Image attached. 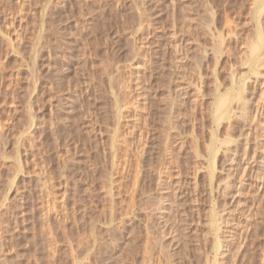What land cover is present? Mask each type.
Wrapping results in <instances>:
<instances>
[{
  "label": "rangeland",
  "instance_id": "rangeland-1",
  "mask_svg": "<svg viewBox=\"0 0 264 264\" xmlns=\"http://www.w3.org/2000/svg\"><path fill=\"white\" fill-rule=\"evenodd\" d=\"M257 1L0 0V264H264Z\"/></svg>",
  "mask_w": 264,
  "mask_h": 264
},
{
  "label": "bare ground",
  "instance_id": "bare-ground-1",
  "mask_svg": "<svg viewBox=\"0 0 264 264\" xmlns=\"http://www.w3.org/2000/svg\"><path fill=\"white\" fill-rule=\"evenodd\" d=\"M257 1V0H256ZM261 2V5H260V10H264V0H260ZM258 2V1H257ZM258 12V14H259V9L257 10ZM264 12V11H263ZM263 12L261 13V11H260V13L261 14H263ZM212 14V13H211ZM256 15V17L258 16V17H261V16H264V15H261L260 14V16L259 15ZM263 18V17H262ZM259 19V18H258ZM260 20V19H259ZM259 20H257V21H259ZM264 20V19H263ZM257 23H259V25H260V23H261V20H260V22H257ZM262 25H263V22H262ZM261 26V25H260ZM263 28V27H262ZM262 28H260V29H258V34H257V39L255 40L256 42L253 44V43H251V44H253V45H251L250 44V46H251V48H250V53H249V56H248V58H249V61H247V59H246V62H248V63H250L251 64V68H254L255 69V67H252V65H256V64H258L259 63V61H260V63H261V60H263L264 58H263V56L260 58L259 57V52H260V50L264 47H262V44H263V39H262ZM262 51V50H261ZM263 52V51H262ZM262 54V53H261ZM245 58H247L246 57V55H245ZM244 58V59H245ZM263 58V59H262ZM247 64V63H246ZM249 64V65H250ZM259 68V67H258ZM253 71H255V70H252V72ZM254 73V72H253ZM258 73H260V72H257V71H255V74H258ZM255 82V81H254ZM241 86V85H240ZM243 86H245V85H243ZM249 86V85H248ZM254 86L256 87V85L254 84ZM242 88V87H241ZM245 88V87H244ZM247 88V87H246ZM236 89V88H235ZM248 89V88H247ZM247 89H242V90H240V91H238L235 95H236V97L237 98H239L240 100L239 101H241L240 103L241 104H243V108H241L242 109V113H243V111H245L244 113L245 114H247V113H249V111H250V108H249V105L250 104H248V96H246V94H247V92L245 93V90H247ZM249 90V89H248ZM263 91H262V93H261V95H262V97L264 98V96H263V94H264V88L262 89ZM235 91V90H234ZM233 91V92H234ZM254 91V90H253ZM230 92V91H229ZM232 92V91H231ZM234 93H232V95H233ZM178 96H179V94H178ZM220 97V96H219ZM226 97V98H225ZM250 97V96H249ZM261 97V96H260ZM177 98H179V97H177ZM223 98V97H222ZM225 98V99H224ZM224 98H223V100L221 99V101H220V104L218 103L217 105H219L218 106V110H217V113L219 114V116H218V120L220 121L221 120V118H223V117H225V116H227V115H230V111H232L231 110V108H230V99H231V97L229 98L228 97V95L226 96H224ZM234 98V97H233ZM247 98V99H246ZM254 99V98H253ZM233 100V99H232ZM235 100V99H234ZM173 101V100H172ZM250 101V100H249ZM251 102V101H250ZM239 103V104H240ZM233 104V103H232ZM239 106V105H238ZM254 106V105H253ZM233 109V108H232ZM252 110V109H251ZM241 111V110H240ZM254 111V110H253ZM215 113H216V111H215ZM216 113V114H217ZM241 113V112H240ZM236 114V113H235ZM240 115V114H239ZM216 116V115H215ZM241 116H243V115H241ZM217 117V116H216ZM247 117V116H246ZM255 117V116H254ZM220 118V119H219ZM230 119H232L231 117L228 119V120H230ZM249 119V118H248ZM223 120H225V119H223ZM217 121V120H216ZM218 121V122H219ZM253 122V121H252ZM254 123V122H253ZM259 124V123H258ZM246 126V125H245ZM251 126V125H250ZM243 127V126H242ZM247 127V126H246ZM252 129V128H251ZM256 129V128H255ZM253 130V129H252ZM256 132V131H255ZM245 135V134H244ZM246 141H244V152H243V155H242V157H240L241 159L240 160H237L236 162H233L234 161V158L233 159H231L232 161V163H231V165H229V167H228V171H229V173L230 174H228V175H232V177L234 178H236L237 176H239L240 175V173H241V175L242 174H246L247 175V172H249V171H253L254 169V166L252 165V164H250V162H249V159H251V158H255V154H252V152H253V150H252V144H251V142L249 141V139L248 138H246L245 139ZM216 153V152H215ZM254 153V152H253ZM216 156H218V155H216ZM214 158H215V156H214ZM213 158V159H214ZM219 158V157H218ZM263 158V157H262ZM217 160H219V159H217V158H215L213 161H211V163H209V165H208V171H209V174H210V179H211V181H212V179L213 178H215V171H221L222 172V170H225V167L223 168H221L220 170H219V167H218V164L220 163V161H219V163L217 162ZM117 167V166H116ZM241 167V168H240ZM227 168V167H226ZM240 169V170H239ZM227 170V169H226ZM224 172V171H223ZM219 173V172H218ZM228 173V172H227ZM217 174V173H216ZM221 174V173H220ZM239 177H242V176H239ZM238 178V177H237ZM113 181V180H112ZM231 181H229V182H227V184H225V186L223 187V188H227V187H230V185H232L233 183H230ZM211 186H212V184H211ZM223 186V185H222ZM237 186V185H236ZM218 187V186H217ZM222 189V188H221ZM219 190V189H218ZM226 190V189H225ZM223 192H225V191H222V193ZM228 192V191H227ZM226 195H224V197H225ZM160 198V202L159 203H162V202H164L163 200L164 199H162L163 198V196L162 197H159ZM47 206H48V204H47ZM160 217H162V216H160ZM214 219V218H213ZM216 219V218H215ZM219 219V218H218ZM215 221V220H214ZM213 221V222H214ZM219 221H221V219L219 220ZM219 224H221L220 222H219ZM212 227V226H211ZM252 231V230H251ZM247 232H248V230H247ZM248 237V236H247ZM220 236H218L217 235V238H216V242H217V245H219L220 244ZM249 238V237H248ZM221 246V245H220ZM218 260H219V258H218ZM217 257L215 258V260H214V262L213 263H211V264H217Z\"/></svg>",
  "mask_w": 264,
  "mask_h": 264
}]
</instances>
